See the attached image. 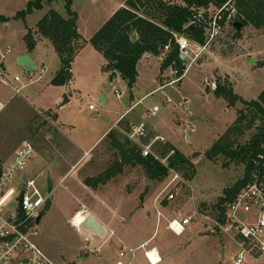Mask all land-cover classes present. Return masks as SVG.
<instances>
[{
    "label": "rangeland",
    "instance_id": "rangeland-1",
    "mask_svg": "<svg viewBox=\"0 0 264 264\" xmlns=\"http://www.w3.org/2000/svg\"><path fill=\"white\" fill-rule=\"evenodd\" d=\"M27 1L0 0V103L3 104L0 107V156H11L24 140H30L36 146L37 153L31 159L25 175L35 179L44 196L51 187L54 194L49 208L37 224L39 234L35 236L36 241L56 254L53 259L60 264H106L105 258L119 253L118 250L106 253L109 245L95 251L93 255L89 254L90 258L85 262L78 258V250L85 242L75 226L81 227L85 214L79 213L73 218L77 209L88 207L104 217H110L112 213H128L140 203L138 208L150 209L152 212L150 216L144 214L147 220L141 222L143 226H149L150 230L156 227L159 209L156 206L159 204L163 210L170 208L164 210L165 217H162L166 219L167 225L174 210L189 213L197 207L215 216L218 212L217 202L227 188L243 177L245 163L225 156L210 159L205 155L237 117V107L217 97L213 89L219 80H232L233 89L239 96L246 100L258 98L264 89V29L242 25L241 33L238 34L235 28L237 9H233L223 34L199 56L181 78L182 81L177 79L168 83L178 75L174 74L172 66L162 69L165 52L161 58L155 55L139 64L140 75L134 88H130L121 76L111 79L112 73L103 69L105 58L102 52L88 41L85 49L82 48L71 63L70 80L58 85L52 80L61 67V60L50 40L38 42L34 55L38 67L31 73L19 60L25 55L23 53L27 44L24 35L27 27L36 29L37 22L50 9L66 16L65 0L47 2L42 9L34 10L25 19L16 18L15 14L26 6ZM125 1L74 0L73 9L79 14L78 27L84 38L90 39L106 15ZM9 46L11 52L7 53ZM188 63L184 64L185 68ZM117 91L122 94L121 99ZM149 92L135 105L132 114L167 140L156 142L153 151L158 153L159 145L168 144L169 141L177 150L189 156L192 162L187 171L185 168L176 169L188 184L177 190L175 199L170 201L165 197L169 175L162 180L151 181L141 165L125 166L122 173L100 184L97 190L92 186L86 189L85 185L77 184L79 176L76 172L68 174L56 186L58 175L67 169L69 160L65 161L64 157L68 158L66 153L70 150L67 144L63 143L60 147L57 144L56 138L60 134L58 127L69 138L79 141L82 147H88L113 118V110L120 105L128 107L134 99L133 94L137 100ZM102 94L107 97L104 102L100 101ZM90 104L96 109H90ZM154 105L160 108L156 114L150 112ZM239 106L243 104L239 103ZM148 131L147 128L138 138V144H148L153 140L155 136L152 137ZM254 131H249L243 141ZM126 136L124 133L119 138L124 140ZM61 140L64 142L63 136ZM196 152L199 154L193 155ZM118 158L119 150L109 137L96 148L81 173L95 176ZM55 167L59 174L54 172ZM137 180L142 185L133 188ZM143 196L152 198L153 203L145 207ZM140 197L142 202L139 201ZM18 206V200L11 199L5 204L3 213L9 215ZM202 226L198 223L192 232L202 241L193 248L196 259L194 263L184 260L185 264H232V256L240 250L239 245L221 232L206 230L200 233ZM110 233L113 236L111 230ZM204 241L212 248L210 256L215 261L202 256L197 258L203 252L200 248H204ZM178 245L185 248L188 243L182 238L178 240ZM150 256L155 259L152 253ZM99 257L102 258L99 260ZM243 264H264V255L259 260L247 257Z\"/></svg>",
    "mask_w": 264,
    "mask_h": 264
},
{
    "label": "trees",
    "instance_id": "trees-1",
    "mask_svg": "<svg viewBox=\"0 0 264 264\" xmlns=\"http://www.w3.org/2000/svg\"><path fill=\"white\" fill-rule=\"evenodd\" d=\"M54 0H28L26 6L17 11L16 18L25 19L36 9H42L45 3ZM74 0H65L67 15L64 16L55 9H50L38 22L36 29L27 27L24 40L28 50H33L36 44L34 34L49 38L61 60V67L52 82L63 85L71 78V68L76 54L88 42L78 30V12L73 9ZM229 0H127L126 5L117 9L113 15L90 38L92 45L102 52L105 63L103 69L112 73V77L119 72L130 88H133L138 79V62L146 54L159 55L163 47L170 44V50L163 58L162 69L177 67L180 76L185 65L180 57L179 46L175 41L174 33L185 35L191 39L203 42V28L196 27L193 32L188 24L200 8L220 7ZM237 9L235 22L252 25L264 29V0H231ZM229 11L226 12L228 14ZM6 19V18H4ZM235 28H237L235 26ZM136 33V38L132 35ZM240 34L241 30L237 29ZM181 80V79H180ZM214 94L224 98L229 105L237 107L235 121L221 134L206 151L205 155L214 159L225 156L245 163V172L233 186L227 188L220 197L216 208L223 212L225 205L231 202L237 193L250 181L252 176L253 160L264 149V89L257 99L246 100L233 89L230 81L219 80ZM239 103L243 106H239ZM56 117V114L53 115ZM255 131L247 137L248 132ZM129 128L127 129V131ZM114 146L119 150L120 158L103 172L88 176L84 182L93 188L106 183L112 177L122 173L125 166L141 165L151 181L162 180L169 173V167L177 170H189L192 165L189 156L184 155L171 143L160 144L158 153L162 157L168 156V166L153 155L143 156L141 146L133 142L128 136L121 140L114 129L107 134ZM171 151H174L170 154ZM170 154V155H169ZM4 158L0 156L1 164ZM192 176V173H191ZM48 200L45 211L49 208Z\"/></svg>",
    "mask_w": 264,
    "mask_h": 264
},
{
    "label": "built area",
    "instance_id": "built-area-1",
    "mask_svg": "<svg viewBox=\"0 0 264 264\" xmlns=\"http://www.w3.org/2000/svg\"><path fill=\"white\" fill-rule=\"evenodd\" d=\"M233 9L235 8L231 0L220 7L211 6L210 8L198 9L188 26L194 24L195 28H203V42L174 33L175 41L179 46L180 57L184 64L189 63L180 76L168 83L181 79L199 56L217 41L223 34ZM227 11H229L228 14H226ZM170 48V44L165 45L163 53L168 52ZM8 52H11L10 46L7 48ZM173 70L174 74L179 75L177 67H173ZM16 79L18 80L19 77L16 76ZM120 94V91H117L119 97ZM167 100L169 101V99ZM0 107H3L2 103H0ZM90 109L95 110L96 108L90 104ZM159 109L158 105H154L150 112L156 114ZM146 130L147 126L144 122L133 124L127 132V136L137 143L139 142L138 138ZM164 140V136L156 135L148 144H139L143 156L153 155L168 166V156L162 157L152 149L156 142ZM36 151V146L32 141L24 140L15 148L11 156L4 158L1 164L0 264H59L44 251L35 239V236L39 234L37 218L42 214L49 200V196H44L41 193L35 179L25 175ZM173 152L171 151L170 154ZM168 175L169 181L165 186V190H167L165 197L171 201L175 199L177 190L188 183L174 167H169ZM190 188L193 190L191 186ZM194 198L192 195L193 201ZM11 199H17L19 206L13 209L9 215H5L3 213L5 204ZM162 217H165L164 212L159 208L157 209V218L160 220ZM198 220L204 224L207 231L211 233L221 232L239 245L240 250L232 256V264H243L247 257L254 260L262 258L264 255V149L253 160L250 181L231 202L226 203L223 212L218 210L216 215L212 216L207 211L199 210L197 207L189 213L174 210L168 219L167 226L176 234H182L188 225L193 222L196 223ZM135 250L129 248L128 251L134 255ZM155 250L156 248L145 250V255L151 264H157L162 259L160 253ZM151 252L152 254L156 252L159 255L156 262L150 257ZM124 255L125 251H122L121 256Z\"/></svg>",
    "mask_w": 264,
    "mask_h": 264
},
{
    "label": "crops",
    "instance_id": "crops-1",
    "mask_svg": "<svg viewBox=\"0 0 264 264\" xmlns=\"http://www.w3.org/2000/svg\"><path fill=\"white\" fill-rule=\"evenodd\" d=\"M176 1L180 2V0H176ZM125 5H126V1L121 2L119 5H117V7L112 9L108 13V15H106V17H105L106 19L105 18L103 19L102 25L113 15V13L117 9L124 7ZM78 19H79V14H78ZM77 25H78V21H77ZM78 30H79V27H78ZM79 32H80V30H79ZM35 35L37 36L35 47L33 48V50L30 51V50H28V47L26 45V48H25L24 53H23V55L25 54V55L30 56L32 61H33V64H34L32 69H29V68L27 69V67L25 66L26 70L29 73H31L33 71V69H36L38 67L37 59L34 56L35 50L37 49L38 42L50 40L49 38L44 37L42 35H41V37H38L37 33ZM81 35H82V33H81ZM93 35H91V37ZM82 37L84 38L83 35H82ZM85 40L89 41L90 39H85ZM87 43L82 47L83 49H85V46L87 45ZM80 50H79V52H80ZM90 51H92V53H93V50H90ZM162 53L163 52H161L157 56H160V58H161ZM19 56H22V55H18L17 57H19ZM152 56H155V54L146 53L139 60L138 66H137L138 73H139V64L144 59L150 58ZM71 74H72V72H71ZM139 75H140V73L138 74V78H139ZM118 76H121L119 72H117L111 79L115 80V78H117ZM230 81L232 83H234L232 80H230ZM136 84H137V82H136ZM136 84L134 85V87L136 86ZM150 93L151 92L147 93L146 95H144L143 97H141L140 99H137V100L135 99V95L133 94L134 99L131 100V104L128 107L123 108V106L120 105V107H117L115 110H113V114H114L113 118L106 125V127L102 131V133L96 139H94V141L91 143V145H88V147H82V145L80 144L79 141L72 140L63 131H61L60 128L58 127L60 134H58L57 138H56L57 144L59 145V147L63 143L67 144L68 149H70V150L66 153V156H68V158L64 157L65 161H67V159L69 160L66 171H64L63 174L62 173L59 174L57 171L58 169L56 167L54 168V172L59 174L58 175L59 179H58V183L56 184V186L59 183H61V181L68 174H70V173L72 174V173L76 172V173H78V176H79V180H78L77 184L85 185L87 187L86 189H88V187H90V186L86 185L84 180L88 176H94V174L84 175L83 173H81L82 169L91 160V157L94 154V151L96 150V148L105 139L108 138L107 134L110 130L114 129V131L118 134V136H121L124 133L127 134V132L130 130V128L133 124H136V123L138 124L140 122L137 119V117H135L132 114L134 111V107L136 104L140 103ZM121 96H122V94H121ZM121 96L120 97L118 96V98L121 99L122 98ZM106 99H107L106 94H102L100 101L104 102V101H106ZM146 126L149 129V131L152 133V137L156 136V135H161L160 133H157L156 131L151 129L148 125H146ZM128 128H129V130L127 131ZM149 131H148V133H149ZM61 136L64 137V139H65V140H63L64 142H62ZM164 141H167V140L165 139ZM164 141H162V142H164ZM168 143H169V141H168ZM55 150H58V149H55ZM36 153H37V151H36ZM54 154H55V152H54ZM52 161H54V160H52ZM65 161H63V163H65V165H67V162H65ZM146 179L147 178H145V181H146ZM141 185L142 184H141L140 180H137L136 183L134 184L133 188H135L136 186H141ZM99 186H100V184L97 187H95L96 190L99 188ZM129 190H131V189H129ZM143 194L144 193L141 194V197ZM45 196H49V201L51 200L52 197H54L52 187H51V190L49 191V193ZM143 198H145L144 203H143L145 205V207L149 203H153L152 198H149L147 196L146 197L143 196ZM53 200H54V198H53ZM142 200L143 199L141 198L139 201L142 202ZM138 205H140V203H138ZM138 205L136 208H134L133 210H131L128 213L127 212L112 213L110 217L108 216L110 219H108V217H104V216L100 215L99 213H97L96 211H94L88 207H82L80 209H77L73 215V218H74V216H76L79 213H84L85 216L91 214L96 219H98L106 227V230H107L105 235H100L95 231L87 230V229H83L79 226H75L73 219H72L73 225L79 230V232L84 237L85 243L81 244V246L78 250V254H77L78 258L81 260V262H85L84 260H86L87 258H90V257H88L89 254L93 255L95 251H99L104 246L109 245V247H108L109 249L106 251V253H110L114 250H118L119 253L113 257L105 258V260H107L106 264H118V263L119 264L120 263L121 264H151L145 255V250L149 249V248H156L155 251H158L160 253V256L162 259L157 264H185L184 260L193 261V263H194V259H196L195 255H197V254L194 255L192 253L193 248L195 247V245L197 243H202V241L200 238L195 237L192 232H194V228L198 226V223L199 224L201 223L203 226H202V229L200 230V233H203V232L205 233L206 229H205L204 224L202 222L192 223L186 227L185 231L182 234H176L175 232H173L172 230L167 228V221L165 218H161L160 220H158V218H157L156 227L154 229L150 230V228H148L149 226H143L141 224V222H143L144 220H147L146 216H150L152 214V212L150 209L145 210V208H142V207L138 208ZM158 207L161 210H163V207H161L160 204ZM168 208L169 207L164 208V210L166 211ZM164 210H163V212H164ZM144 211H145V213H144ZM144 214L146 216H144ZM160 221H161V224L159 225ZM162 224H163V228L161 227ZM110 230L113 232V236L110 233ZM170 231H172L174 234H171ZM182 238H183V240H186V243H188V245L185 248L182 246L180 247L178 245V240L182 239ZM38 243L40 244V246L42 245L40 242H38ZM203 243H204V248L203 249L200 248V251H203V252L199 253L198 254L199 256H197V258L202 256V257L208 258V260L210 259L212 261H215V260L211 259V256H210V254L212 255V253H213L211 251L212 248L207 244L206 241H204ZM41 247L44 249V251L50 257L53 258V255L54 256L56 255L54 253L49 252L44 246H41ZM129 248L136 249L134 255L128 251ZM121 251H125L124 256L120 255ZM85 253H86V255H85ZM158 256L159 255H157V259H158ZM102 257H99V260Z\"/></svg>",
    "mask_w": 264,
    "mask_h": 264
},
{
    "label": "water",
    "instance_id": "water-1",
    "mask_svg": "<svg viewBox=\"0 0 264 264\" xmlns=\"http://www.w3.org/2000/svg\"><path fill=\"white\" fill-rule=\"evenodd\" d=\"M242 25H243L242 22H235V26L237 27L238 30H241ZM189 30H191L193 32H196L195 31V25L194 24H191L189 26ZM136 36H137V34L134 33L132 35V38H136ZM19 62L22 63L23 65H25L27 67V69L28 68L29 69H32V67L34 66L31 57L28 56V55L22 56L20 58ZM67 71L70 72V69H67ZM65 97H67V96L65 95ZM197 154H199V152H196L193 155H197ZM42 216H43V213L37 218V223L40 222ZM81 228L95 231V232H97L100 235H105L106 234V231H107L106 230V227L98 219H96L91 214L85 216V218H84V220L82 222Z\"/></svg>",
    "mask_w": 264,
    "mask_h": 264
},
{
    "label": "bare ground",
    "instance_id": "bare-ground-1",
    "mask_svg": "<svg viewBox=\"0 0 264 264\" xmlns=\"http://www.w3.org/2000/svg\"><path fill=\"white\" fill-rule=\"evenodd\" d=\"M79 218V217H78ZM85 218V217H84ZM82 225V224H81ZM152 253V252H151ZM151 253H150V255H151ZM153 256H155V259H153L151 256V259L153 260V261H156V259H157V254H156V252L153 254Z\"/></svg>",
    "mask_w": 264,
    "mask_h": 264
}]
</instances>
